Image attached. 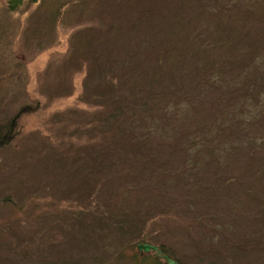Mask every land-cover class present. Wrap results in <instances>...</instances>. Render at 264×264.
<instances>
[{
	"label": "rangeland",
	"instance_id": "374dc122",
	"mask_svg": "<svg viewBox=\"0 0 264 264\" xmlns=\"http://www.w3.org/2000/svg\"><path fill=\"white\" fill-rule=\"evenodd\" d=\"M9 1L0 264H264V0Z\"/></svg>",
	"mask_w": 264,
	"mask_h": 264
},
{
	"label": "water",
	"instance_id": "95a60500",
	"mask_svg": "<svg viewBox=\"0 0 264 264\" xmlns=\"http://www.w3.org/2000/svg\"><path fill=\"white\" fill-rule=\"evenodd\" d=\"M138 250L141 252H157L159 254H163L162 251L159 249V247L155 246V245H151V244H147V243H141L138 244ZM164 258L168 261L169 264H178L177 262L173 261L172 259H170L169 256L164 255Z\"/></svg>",
	"mask_w": 264,
	"mask_h": 264
},
{
	"label": "trees",
	"instance_id": "16d2710c",
	"mask_svg": "<svg viewBox=\"0 0 264 264\" xmlns=\"http://www.w3.org/2000/svg\"><path fill=\"white\" fill-rule=\"evenodd\" d=\"M37 1L38 0H10L8 6H9L10 10H16L18 7L24 5L25 3H35ZM163 252L168 254V252H166L164 250H163ZM168 255L172 258L171 254H168Z\"/></svg>",
	"mask_w": 264,
	"mask_h": 264
}]
</instances>
